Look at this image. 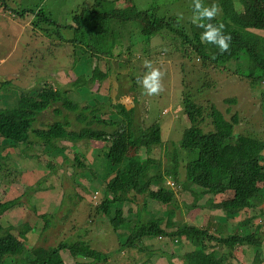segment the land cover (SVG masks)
I'll use <instances>...</instances> for the list:
<instances>
[{
	"label": "trees",
	"instance_id": "1",
	"mask_svg": "<svg viewBox=\"0 0 264 264\" xmlns=\"http://www.w3.org/2000/svg\"><path fill=\"white\" fill-rule=\"evenodd\" d=\"M219 1L222 12L213 23L222 21L225 24V32L232 36L230 51L224 54H220L218 48L212 44L201 43L202 29L194 26L187 30L184 25L179 23L173 25L164 23V19L156 13L155 5L145 10H140L135 5H129L111 12L89 8L85 13L86 17L77 14L74 21L77 23V30L86 27L90 34H92L91 23L98 24V29L94 34L98 40H101L108 37L107 22L110 18L124 22L145 16L148 24L142 28L144 39L156 36V45L161 44L167 48H169L170 42H182V46H187L182 50L183 55L177 59L171 57L173 52L167 51L173 61L172 65L178 63L182 66V69L178 70L182 74L183 70L189 68L186 63L182 62L185 60L183 56L186 59L192 58V61L200 59L202 61L199 62L202 65L201 69L209 72L213 69L211 67L213 64H215L213 70L220 71V64L237 58L242 52H245V57L249 59L248 62L252 69L261 68L264 72V41H262L264 38L255 39L253 37L256 33L264 34V0ZM204 3L208 2L204 0ZM234 4L243 6L244 10L241 14H237L234 10ZM257 30L258 32L255 33ZM68 41H70L69 43L73 42L72 39H68ZM175 43L173 45L176 46ZM49 54L50 52L46 50L44 57L50 58ZM213 56H215L214 59ZM168 59L169 57L163 55L156 58L159 68L163 62H168ZM195 73L199 75V71L195 70L186 76ZM55 74L38 81L40 85L33 94L23 91L17 106L0 108V169L5 168L6 175L11 178L10 180H0V264L5 262L7 255H21L24 263L30 262L34 258L31 264H115L118 260L121 264H148L145 261V256L141 253L142 248H139V241L145 236L152 235L162 236L161 239L164 241H169L176 235L185 237L191 243L194 241L196 243L194 248L190 250L186 248L182 251L186 264H222V258L216 255V252L220 253L216 249L217 246L241 243L262 247L263 242L260 237L263 233L261 231L258 234L237 233L222 237L218 230H213L214 225L210 221L205 222L203 226L190 222L185 227L179 228L178 220L174 219L176 216L175 207L185 213L191 210L199 212V208H222L225 216L218 218L223 222H229L242 215V210L250 212L254 208L264 206V188L259 186V182H264V141L250 134H244L247 133L246 130L242 134L239 133L240 131L237 132L238 134L235 133L236 125L239 123L237 112L227 118L215 105H208L195 99L192 91L184 93L183 107L178 102L177 105L184 110L190 126L184 129L179 143L174 140L163 141L164 124L161 118L155 117L152 124L136 130L133 128L135 123L134 105L128 106L126 98L116 97L102 103L91 95L95 99L93 104L89 103L91 100L87 98H83L81 102L71 99L68 96L69 92L83 95L82 85L78 83L81 78L72 81L68 88L56 81ZM251 75H254L253 71ZM26 76L33 78L29 73ZM110 76L108 72L95 67L93 77L89 81L94 82L99 79L103 82ZM186 76L184 82H186ZM33 81L34 79H32ZM210 83L208 81L201 82L200 78L198 83L194 84L196 90H204L210 86ZM89 92H91L90 89ZM195 96H197L196 93ZM261 96L260 103L264 107V92ZM225 101L233 104L235 98H225ZM130 102L133 103V100ZM113 114L122 117L123 121L127 123L121 131L125 140L110 144L106 153L107 160L101 156L98 157V150L94 149L91 154L97 156L96 164H93L95 160L92 163H87L86 167H84V163L79 164V160L87 161L88 156L85 155V149L90 148L91 140L106 138L114 133V131L111 132V129L108 130L110 125L106 120ZM49 118L51 120H48ZM143 121L148 122L146 118ZM243 128L255 130L252 126ZM64 138L74 141L72 145L82 150L73 149L75 152H79L78 154L69 152L72 155H69L70 163L75 166L67 167L69 158L64 157L61 151L48 148V144L54 147L60 144ZM21 143L28 145L24 152L17 155V148L21 146ZM31 146L32 148H30ZM63 147L67 148V153L69 147ZM135 147L145 149L147 155L142 158L134 155L126 160L129 150L136 149ZM157 147H160L161 151L166 154L164 156L167 157V161L172 164L171 169L165 173L174 179L173 185L167 186L159 182L163 175L162 160L158 161L159 165L155 174L149 171L152 166H156ZM196 151L198 153H195ZM189 152L195 153L190 160L184 157L185 153L188 155ZM12 155L17 156L18 162L11 158ZM45 156H47L46 159ZM18 164L24 165V169L19 171L43 169L47 173L40 172L42 176L31 186L18 179L20 178L19 171L17 173ZM119 164L123 165L125 171L121 174L117 172L114 176H104L96 169L103 167L106 170L109 165L112 167V165ZM129 166L134 169L126 170ZM180 166L185 169L183 170L184 177H181ZM25 168L29 170H25ZM68 168L73 172L71 175L65 174ZM87 173L99 181L104 189L103 201L99 206L100 214L104 215L95 221L89 214V223L100 226L104 224L105 220H108L111 227L121 236V241L117 238V251L113 250V246L108 245L109 242L116 245L112 241L105 243L108 248L106 251L94 247L98 246L101 241L104 242L102 236L97 233L93 235L95 228L91 233L92 237L88 236L90 239L88 242H57L59 237L55 235L54 228H50L52 224L56 226L58 223V219L51 210L56 200L49 197L52 206L45 209L41 198L38 197L41 194L46 195L48 192L56 193L63 186L65 189L61 200L70 212L72 209H76L81 204L79 202L86 196L81 190L78 193L76 191L72 193L76 184L75 179L77 176ZM11 182H17L21 192L15 190L14 194L4 201L5 192L2 189L6 191L7 184ZM177 185L183 186L184 191L188 192L187 197L183 199V205L178 202ZM196 186L201 187L202 190L197 191ZM31 189L38 194H32L33 190ZM229 190L232 191L233 197L225 198L222 202L215 204L214 197ZM69 196H71V200ZM203 196L208 197L207 202L198 203ZM191 197L192 200H190ZM138 198L144 202L152 200L166 205L168 207L167 215L144 216L141 209L142 202H137ZM68 199L70 200L69 205ZM133 202L135 205H132ZM124 203H131L128 211L137 209L134 224L128 217V212L126 216L124 215L126 211ZM15 211H21L20 220L23 219L22 221L16 222L13 214ZM31 215L35 218L30 224L27 219ZM52 234L53 236H51ZM97 236L100 240L97 239ZM30 237H33L32 241ZM40 239L47 242L33 245L35 240ZM27 241L31 244L30 247L26 244ZM184 244L188 245L186 242ZM163 246L171 248V245ZM136 249H139L140 256L133 253ZM62 250H68L74 256H82L90 260L75 259L74 262H66L61 255ZM157 251H164L171 255V252L163 250L162 247ZM261 252L256 255V260ZM25 253L28 254L27 257ZM172 254L177 255L176 252H172ZM234 258L230 256V261L227 264L232 263Z\"/></svg>",
	"mask_w": 264,
	"mask_h": 264
},
{
	"label": "rangeland",
	"instance_id": "2",
	"mask_svg": "<svg viewBox=\"0 0 264 264\" xmlns=\"http://www.w3.org/2000/svg\"><path fill=\"white\" fill-rule=\"evenodd\" d=\"M206 1L208 2L206 4L212 3V0ZM217 2L220 4L219 0H217ZM192 4L193 0H0V108H13L17 106L23 91L33 94L35 89L40 85L38 81L56 73V81L68 88L71 86L72 81L74 82L77 78H81V81L78 83L82 85L81 89L83 95L76 92H69L68 96L71 99H76L81 102L83 98H87L91 100L89 103L93 104L95 99L92 98L91 95L102 103H106L116 97L126 98L128 106L134 105L133 116L135 123L133 128L136 130H140L152 124L155 117L161 118L164 124L163 141L174 140L176 143H179L185 131L184 129L190 126V122L186 118L184 110H182L179 105L183 107V95L191 91L194 93L193 96L195 99L208 105H215L227 118H230L232 114L237 112L239 123L236 125L235 133L240 131L239 133L242 134V132L246 130L247 133L244 134H250L264 141V107H262L260 103L262 98L261 94L264 92V72L261 68H251L248 62L249 59L245 57V52H242L237 58L231 59L225 64H220V71L213 70L215 67V64H213L211 66L213 69L209 72L201 69L202 65L199 64L201 61L200 59L192 61V58L188 57L186 59V57L183 56L185 60L182 62L186 63L189 68L183 70L184 72L182 74L178 71L180 68L182 69V66L178 63L173 66V61H171L170 54L167 51L173 52L171 57L177 59L179 56L183 55L184 52H182V50L184 48L186 49L187 46H182V42H170L169 48H167L166 46H161V44L156 45V36L144 39V31L142 28L148 24L145 16H139V18L124 22L116 18H110L107 22L109 30L108 37L101 40H98L94 34L95 30L98 29V24L91 23L92 34H90L86 27L77 30V23L74 21V17L77 14L86 17L85 13L89 8L111 12L114 9L128 7L129 5H135L140 10H145L155 5L157 10L156 13L159 17L164 19V23L168 25L179 23L180 25H184L188 30V28L191 29L195 26L191 23V16L193 14ZM178 16L182 17V19H178ZM256 32H258V30L255 31V33ZM253 37L255 39H263L264 34L256 33ZM68 39H72L73 42L69 43L70 41H68ZM173 43H175L176 46L173 45ZM112 45H114V47H112ZM190 48H192L191 45ZM46 50L50 52V58L44 57ZM162 55L164 57H169L168 62L165 61L160 66L161 71L164 73V91L158 96H146L143 94L141 86L137 84L136 77L137 75H142L145 71L143 64L145 59L152 60L154 66L159 67L158 63H156V58ZM179 62L181 63V61ZM95 67L108 72L111 76L103 82L99 79L94 82L89 81V79L93 77ZM195 70L199 71V75L195 73L188 77L186 76L189 73H193ZM252 71L257 77L256 79L254 75H251ZM27 73L31 74L33 78H28L26 76ZM185 76L186 82L183 81ZM200 78L201 82H211L209 84L210 86H207L204 90H196L197 88L194 83H198V79ZM32 79H34L33 82ZM89 89L91 92H89ZM195 93L197 96H195ZM225 98H235V102L229 104L225 101ZM131 100H133V103L130 102ZM177 102L179 105H177ZM147 110H150L151 113L147 112ZM136 111L138 113H136ZM144 118H146L148 122H144ZM48 120H51V118ZM106 120L110 125L108 130L114 128V130L116 129L115 132L118 133L109 135L106 138L91 140L90 148L85 149V155L88 156L87 161H78L79 164L84 163V167H86L87 163H92L94 160L95 163L93 164L95 165L97 156H101L103 159L107 160L106 153L109 147L103 149L106 143H111V140L115 139H123L121 131L122 127L125 128L127 123L123 121L122 117L113 114ZM247 126H252L255 130L243 128H247ZM73 142L74 141L68 138H64L60 141V144L54 147L48 144V148L61 151L64 157L67 159L69 158L67 167H72L73 164L71 165L70 163V156L72 155L69 152L78 154L79 152H75L73 149L81 150L79 147L72 145ZM22 145H24V147H22ZM27 145L26 143H21V146L17 148V155L24 152ZM63 146L69 147L67 153V148ZM30 148H32V146ZM135 148L136 149L132 148L129 150V155L126 160L134 155L141 158L147 155L145 149ZM157 148L158 151L155 154L156 166H152V169L149 171L155 174L159 165L158 161L162 160L163 175L159 182L167 186H169L168 184L173 185L172 182H174V179L165 173L171 169L172 164L167 161V157H165L166 154L161 151L160 147ZM94 149L98 150L97 156L91 154ZM9 150L12 149L9 148ZM195 153H198V151ZM195 153L189 152L188 155L185 153L184 157L190 160ZM46 157L47 156H45V159ZM11 158L15 162H18L17 156L12 155ZM121 165L122 164L112 165V167L109 165L106 170L103 167L96 169L100 174H104V176L108 177L110 173L113 172V169L119 168ZM23 166L17 165V173L20 169H24ZM133 169L134 167L132 166L126 168V170ZM25 170L29 169L25 168ZM183 170L185 169L180 166V171L182 172L181 177H184ZM6 172L5 168L0 169V180L11 179L6 175ZM40 172L47 173L43 169L29 171L21 170L18 173L21 179H18L33 186L42 176ZM72 173L70 168L65 172V174L68 175ZM75 183L72 193L73 191L78 193L81 190L86 196L83 198V203L70 212L61 200L65 189L63 186H61V189L59 188L57 192L54 190L56 193L48 192L46 195L41 194L38 196L41 198V202L45 209L52 206L49 197H53L56 200L51 210L58 219V223L56 226L52 224L50 228H54L53 230L56 231L55 235L59 237L57 242H88L90 240L88 236L90 235V237H92L91 233L95 228L93 235L97 233L99 236H102L104 242L101 241L98 246H93L97 249L106 251L108 248L105 246V243L112 241L116 245L110 242L108 245L113 246V250L117 251V238L120 239L121 236L118 234V231H115L111 227V223L108 220H105L104 224L100 226H95V223H89V214L92 215L95 221L97 218L104 215L100 214L101 209L98 207L97 203L91 199L95 192L98 191L101 194L99 202L103 201V185L95 180L89 173L81 174L79 177L77 176ZM259 186H263L264 188V182H259ZM176 188L178 202L183 205V199L187 197L188 192L184 191L183 186L177 185ZM15 190L21 192L18 189L17 182L7 184L6 191L2 189V191L5 192L3 200L5 201V199L10 198ZM196 190L201 191L202 188L196 186ZM31 192L32 194H38L34 190ZM69 194H71L70 191ZM71 196H69L70 200ZM232 197V191L229 190L224 194L215 196L214 200L220 203L225 198ZM69 199L68 205L70 204ZM97 200L98 199H95V201ZM190 200H192V197ZM207 200L208 197L203 196L199 199L198 203L204 204ZM137 202H142L141 209L143 215L146 217L166 216L168 213V207L164 204L161 205V203L152 200L144 202L141 198H138ZM132 205H135V203L133 202ZM123 206L126 210L124 215L126 216L128 212V217L132 219V224H134L137 216V209L134 208L132 211H128L131 203H124ZM177 208L178 207H175L176 216L174 219L178 220L179 228L185 227L190 222L198 225L208 221L215 223V215L224 214L223 211L214 213L212 209L205 210L206 213L201 212L206 208H199V212L198 210H191L185 213ZM13 214L16 218V222L23 220H20L21 211H15ZM241 214H243V220H245L250 212L242 210ZM34 218L35 217L31 215L27 221L31 224ZM236 226L239 228L234 230V233L241 230V234H246L239 224ZM221 234L222 237H226L228 233L222 231ZM51 236H53V234ZM260 238L264 244V233ZM97 239L100 240L98 236ZM30 240L32 241L33 237H30ZM181 240L183 239L180 236L172 238L169 241L165 240V243L171 245L170 248L169 246H163V241H160L156 236H145L139 241V248H142L143 251L141 253L145 256V261H147L148 264H186L184 256L172 253L168 255L164 251H157L162 247L163 250H168L169 252L178 249L182 252L184 250V242ZM35 241L33 245L47 242L43 239ZM119 241H121V239ZM26 244L29 247L31 246L28 241ZM242 246L244 248L245 245ZM249 247H247L248 250H250ZM222 248L220 254L224 259V264H226V260L228 259L226 257L229 256L230 259V256H233L237 259L241 254L239 245L231 246L229 252L225 251L226 248L224 245H222ZM146 249L147 252L145 251ZM119 251L120 254H122L120 249ZM138 251L139 249H136L133 253L136 256H140ZM61 255L66 262H74L75 259H79L80 261L90 260L86 257L74 256L68 250H62ZM25 256L27 257L28 254L25 253ZM22 259L21 255H7L5 262L2 264H31L34 258L26 263H24V259ZM245 261H250L249 255L246 257ZM115 264H121L120 260ZM233 264L244 263H237L234 261ZM256 264H264V251L261 252Z\"/></svg>",
	"mask_w": 264,
	"mask_h": 264
},
{
	"label": "clouds",
	"instance_id": "3",
	"mask_svg": "<svg viewBox=\"0 0 264 264\" xmlns=\"http://www.w3.org/2000/svg\"><path fill=\"white\" fill-rule=\"evenodd\" d=\"M192 8H193V14L191 16V23L194 24L196 27L202 29V32L200 33L201 43L212 44L216 46L220 54L229 52L230 42L232 40L231 34L225 32V24L222 21L213 23V21H215L216 18L222 12V7L217 2V0H212L211 4H205L204 0H193ZM234 10L237 12V14H241L244 9L242 5L234 4ZM178 19H182V17L178 16ZM214 58L215 56H213V59ZM143 64L145 71L143 72L142 75H137L136 77L137 84L141 86L143 90V94L146 96L151 97V96L160 95L164 91V84H163L164 73L161 71L159 67L154 66V62L152 60L145 59L143 61ZM136 113L138 112L136 111ZM112 131H114L112 135L118 133L115 132L116 129L114 130V128L111 129V132ZM233 135H235V133H233ZM124 140L125 139H115V140H111V143H114L116 141H124ZM111 143L109 142L106 143L103 149L109 147ZM112 171L113 172H111L109 176H114L117 172L121 174L122 172L125 171V169L123 168V165H121L119 168L113 169ZM100 198H101V194L98 191H96L91 198L95 203H97L98 207L101 205V202H99ZM95 199L98 200L95 201ZM80 203H83V200ZM177 236L178 235H176L175 237ZM228 236L230 235L229 234L226 235V237ZM158 238L160 241H163V245H169L168 243H165L164 240L161 239L162 236H158ZM181 238L183 239L184 242L188 243V245L185 246L184 244L183 246L185 250L186 248L187 250H190L191 248H194V246H196V243L194 241L191 243L188 239L186 240L185 237L181 236ZM228 246L230 247L233 245H228ZM151 250L155 251L154 249ZM145 251L147 252V249ZM172 252H176L177 255L179 256H184L183 253L179 251V249L172 250Z\"/></svg>",
	"mask_w": 264,
	"mask_h": 264
},
{
	"label": "crops",
	"instance_id": "4",
	"mask_svg": "<svg viewBox=\"0 0 264 264\" xmlns=\"http://www.w3.org/2000/svg\"><path fill=\"white\" fill-rule=\"evenodd\" d=\"M214 202H215V204L218 203L216 201H214ZM207 209H212L214 211V213H217L218 211H222L221 210L222 208L218 209V208L210 207V208H207ZM207 209H204L201 212H205V210H207ZM221 216H225V213L224 214H216L215 215V220H214L215 223H212L214 225L213 230H218L220 233L222 231H225L228 234L240 233L241 230H238V231H236V233H234V230L239 228V227L236 226L237 224H239L240 227L243 228V231L246 232V233L258 234L260 231L262 233H264V206L263 205L252 209L250 211L249 216L246 217L245 220H243V214L240 215V216L235 217L234 219L230 220L229 222L221 221L218 218V217H221ZM196 225H198V224H196ZM203 225L204 224H201L199 226H203ZM242 245H245L244 248H243ZM239 246H240L239 249H240L241 254H240V256H238V259L234 258L232 260V263H230V264H233L234 261H236L237 263L243 262L244 264H255V262H257V260H258V259L256 260V255H258L260 251H264V244L262 245V247H255V246H252V245H250V247H249L248 244L239 243ZM224 247L226 248L225 251L229 252L231 246L229 247L227 245H224ZM247 247H249L250 250H248ZM216 249H218L219 252H222L220 250H222L223 248H222V246H217ZM216 255L218 257L222 258L220 253L216 252ZM248 255L250 257V261H245V259H246V257ZM226 258H228L226 260V264H227L230 261V259H229V256L226 257ZM222 260H223L222 264H224V259L222 258Z\"/></svg>",
	"mask_w": 264,
	"mask_h": 264
}]
</instances>
